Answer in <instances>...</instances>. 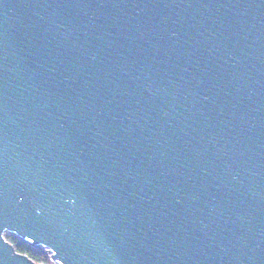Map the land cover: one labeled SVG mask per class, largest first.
<instances>
[{"label": "water", "instance_id": "water-1", "mask_svg": "<svg viewBox=\"0 0 264 264\" xmlns=\"http://www.w3.org/2000/svg\"><path fill=\"white\" fill-rule=\"evenodd\" d=\"M264 264V0H0V264Z\"/></svg>", "mask_w": 264, "mask_h": 264}, {"label": "trees", "instance_id": "trees-1", "mask_svg": "<svg viewBox=\"0 0 264 264\" xmlns=\"http://www.w3.org/2000/svg\"><path fill=\"white\" fill-rule=\"evenodd\" d=\"M19 252L25 253L39 263L50 262L49 255L44 250L33 249L28 243L18 240L15 236L8 238Z\"/></svg>", "mask_w": 264, "mask_h": 264}, {"label": "rangeland", "instance_id": "rangeland-1", "mask_svg": "<svg viewBox=\"0 0 264 264\" xmlns=\"http://www.w3.org/2000/svg\"><path fill=\"white\" fill-rule=\"evenodd\" d=\"M5 236L7 237V239L10 237V236H14V235H12V234H10V233H6L5 234ZM16 237V236H15ZM17 238V237H16ZM18 239V238H17ZM9 240V239H8ZM18 240H20V239H18ZM20 241H22V240H20ZM33 249H35V248H33ZM37 250H44L43 248H39V249H37ZM43 264H51V262H48V263H45V262H43Z\"/></svg>", "mask_w": 264, "mask_h": 264}]
</instances>
